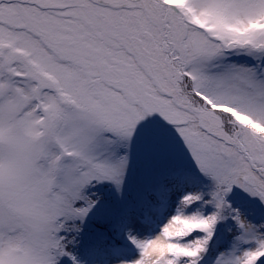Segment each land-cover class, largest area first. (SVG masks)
Masks as SVG:
<instances>
[{
  "label": "snow or ice",
  "instance_id": "6c2138e0",
  "mask_svg": "<svg viewBox=\"0 0 264 264\" xmlns=\"http://www.w3.org/2000/svg\"><path fill=\"white\" fill-rule=\"evenodd\" d=\"M0 264H264V0H0Z\"/></svg>",
  "mask_w": 264,
  "mask_h": 264
}]
</instances>
